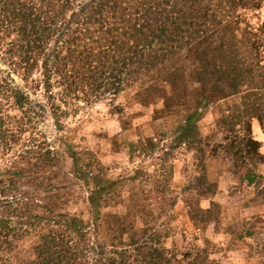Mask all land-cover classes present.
<instances>
[{
	"label": "trees",
	"instance_id": "1",
	"mask_svg": "<svg viewBox=\"0 0 264 264\" xmlns=\"http://www.w3.org/2000/svg\"><path fill=\"white\" fill-rule=\"evenodd\" d=\"M263 9L264 0H0V264L31 236L37 237L33 255L22 264H176L162 235L137 227L129 214L116 217L109 247L66 211L65 187L55 184L62 161L39 131L48 105L33 98L31 88L44 86L53 112L137 85L144 103L165 84L174 92L192 86L186 97L197 108L239 97L222 111L225 138L214 152L222 148L252 185L264 166L253 133L254 121L264 133V20L255 27L246 15ZM178 143L206 157L194 115ZM69 155L76 173L77 155L71 149ZM89 182L95 188L87 204L97 222L123 182ZM216 188L204 173L195 190L207 196ZM214 214L207 209L191 217L205 226ZM193 264L214 263L206 256Z\"/></svg>",
	"mask_w": 264,
	"mask_h": 264
},
{
	"label": "rangeland",
	"instance_id": "2",
	"mask_svg": "<svg viewBox=\"0 0 264 264\" xmlns=\"http://www.w3.org/2000/svg\"><path fill=\"white\" fill-rule=\"evenodd\" d=\"M246 17L257 27L264 20V9ZM35 80L40 82L39 73ZM162 86L172 96L168 102L163 91L150 97L149 102H142L137 94L141 86L137 85L116 96L106 93L86 102L74 101L73 108L62 105L55 112L44 86L39 83L36 92L31 88L33 98L48 105L39 131L62 161L55 184L65 187L62 194L68 199L66 211L89 223L92 231L98 232V239L109 247L114 243L116 217L129 214V221L137 227H152L162 235L169 257L176 264H193L206 256L214 264H264V166L258 169L260 178L250 185L245 173L235 169L232 158L222 148L214 152L225 138L219 124L222 111L239 103L240 98L197 108L186 97L187 91L194 93L192 86L176 92L168 84ZM190 115L195 116L204 140L203 161L196 151L178 143ZM253 133L264 153V133L257 121L253 122ZM30 137L27 134L26 139ZM69 149L78 158L76 173ZM204 173L217 187L207 196L195 190ZM92 179L123 182L110 192L97 222H93L87 204L95 188L89 182ZM207 209L214 210V220L198 226L192 211ZM36 242L35 236L22 240L3 264H22L30 259Z\"/></svg>",
	"mask_w": 264,
	"mask_h": 264
},
{
	"label": "crops",
	"instance_id": "3",
	"mask_svg": "<svg viewBox=\"0 0 264 264\" xmlns=\"http://www.w3.org/2000/svg\"><path fill=\"white\" fill-rule=\"evenodd\" d=\"M262 140H264V134H263Z\"/></svg>",
	"mask_w": 264,
	"mask_h": 264
}]
</instances>
